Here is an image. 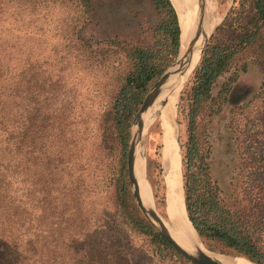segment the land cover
<instances>
[{"label":"rangeland","instance_id":"374dc122","mask_svg":"<svg viewBox=\"0 0 264 264\" xmlns=\"http://www.w3.org/2000/svg\"><path fill=\"white\" fill-rule=\"evenodd\" d=\"M93 1V17L78 34L79 39L76 36L72 44L93 46L98 54L95 59H105L103 71L93 72L71 66L69 60L61 61L60 52L49 55L48 51L61 48V40L45 34L48 32L45 24L38 23V28L44 27L45 32L43 28L36 37L28 33L23 37L26 45L23 123L29 126L34 107L30 90V63L35 60L38 109L41 111L49 106L52 125L54 128L59 126V131L51 130L53 137L49 145L39 144L36 153L38 164H43L45 156L49 155L54 167L51 184L40 181L35 196H31L32 154L28 147L25 149L22 200L24 216L29 220L27 226L35 223L39 227L44 249L47 245V231L52 229L54 245H57L53 250L58 257L64 252V244L70 236L83 240L92 239L99 233L107 236L105 248L110 245L119 255L138 259L139 264H187L176 257H167L163 263L160 262L156 244L151 237L133 229L120 205L119 172L125 165L131 203L144 217L133 196L127 164L131 131L138 113L131 122L126 151L113 119L112 107L120 80L128 69L125 52L121 47L149 44L162 17L150 0ZM213 1L221 21L210 40L226 18L244 25L253 13L251 0ZM232 32L227 25L216 36L227 39ZM31 44L36 45L35 54L28 51ZM261 61L264 59L254 46H248L237 56L229 71L217 80L212 92L216 97L223 85L237 75L238 80L234 83L228 102L219 114L205 111L200 124L204 143L211 149L212 177L218 182L225 202L240 210L243 216L254 213L251 203H255L258 192H262L264 198V71ZM194 71L182 89L177 104V141L181 152V168V144L186 139L188 113L186 90ZM49 84L51 88L47 89ZM162 137L160 122L157 121L150 126L144 146L149 154V185L154 192L155 206L165 222L166 184ZM262 204L263 209L258 218L264 222ZM261 234L264 244V231ZM84 244H88V241ZM205 247L217 255L238 257Z\"/></svg>","mask_w":264,"mask_h":264},{"label":"trees","instance_id":"16d2710c","mask_svg":"<svg viewBox=\"0 0 264 264\" xmlns=\"http://www.w3.org/2000/svg\"><path fill=\"white\" fill-rule=\"evenodd\" d=\"M162 17L154 29L153 40L146 45L122 46L128 69L120 80L113 104V119L120 133L124 151L127 150L130 127L134 116L153 84L171 66L180 50L181 29L176 9L171 0H150ZM253 13L244 25L226 18L216 29V35L229 26L231 37L214 35L206 46L202 60L190 80L187 94V128L182 147V171L185 205L188 217L204 244L211 250L243 257L255 264H264V244L261 232L264 222L259 220L263 209L262 192L251 203L254 213L243 216L230 207L211 174V149L206 146L200 131L205 111L219 114L228 102L237 75L223 85L216 97L213 89L217 80L227 73L237 56L248 46H254L264 59V0H251ZM93 0H0V264H139L138 259L124 257L105 246L103 234L83 240L70 236L62 255L55 256L54 234L47 231L46 249L41 244L40 229L29 224L22 200L25 149L32 154L31 196L40 181L50 185L53 161L46 155L43 164L36 156L39 144L49 145L52 139V112L49 106L38 109L37 66L30 63V90L34 104L29 126L22 120L24 94L23 37H36L38 23L45 24L44 32L61 40V48L48 54L61 53V61L71 66L103 71V61L96 60L93 46L72 44L77 40L94 13ZM36 45L28 48L35 54ZM49 57V56H48ZM33 60V59H32ZM264 71V61H261ZM94 77L98 78V75ZM51 88V84L47 89ZM49 99V98H47ZM40 142V143H39ZM126 166L119 172L120 205L133 229L145 234L157 246L159 261L176 257L183 263L196 264L177 252L156 228L140 215L131 203ZM47 185V186H48ZM46 186V185H45ZM35 207V205H33ZM59 226V225H58ZM60 229V227H58ZM97 233V232H95ZM88 241V244H84ZM94 247H93V245Z\"/></svg>","mask_w":264,"mask_h":264},{"label":"bare ground","instance_id":"6f19581e","mask_svg":"<svg viewBox=\"0 0 264 264\" xmlns=\"http://www.w3.org/2000/svg\"><path fill=\"white\" fill-rule=\"evenodd\" d=\"M181 29V50L185 52L191 40L197 39L199 49L193 59L182 63V70L160 85V94L146 110L131 134L134 150V170L144 205L157 212L156 200L148 180V162L144 141L149 128L160 122L162 137V161L166 184V215L163 223L172 237L190 254L200 251L223 264H254L242 257H227L209 251L191 223L185 205L180 147L177 141V104L179 95L200 61L202 49L213 29L221 21L213 0H171ZM181 133V132H180ZM179 151V152H178ZM149 157V156H148ZM149 161V160H148ZM159 213V212H158ZM160 214V213H159Z\"/></svg>","mask_w":264,"mask_h":264},{"label":"water","instance_id":"95a60500","mask_svg":"<svg viewBox=\"0 0 264 264\" xmlns=\"http://www.w3.org/2000/svg\"><path fill=\"white\" fill-rule=\"evenodd\" d=\"M216 28V27H215ZM213 29L212 33L208 37L203 49H202V54L200 61L202 59V56L204 54L205 48L215 30ZM180 42H181V36H180ZM199 42L197 39L191 40L190 44L188 45L187 49L185 52H182L181 50V45H180V50L179 53L174 61V63L168 67V69L162 74V76L155 82L149 93L147 94L135 120L134 124L132 127L133 128L139 124L141 115L148 110V108L156 101L158 98L159 94L161 93L160 91V85L168 81L173 75L178 73L179 71L182 70V63L188 59H193L196 51L199 49ZM198 62V65L200 63ZM197 65V66H198ZM196 66V67H197ZM196 69V68H195ZM132 134V131H131ZM127 164H128V173H129V181L130 185L132 188L133 196L135 198V201L137 203L138 208L144 215V217L157 229L159 233L162 234V236L170 243L172 246L182 255L187 257L191 262L196 263V264H223L216 258H212L208 256L207 254L203 252H196L195 254H190L187 252L178 242L172 237V235L169 233L167 230L166 226L163 223L161 215L153 208H147L142 200V197L140 195V190H139V184L138 180L135 175V170H134V150L132 148V143L130 139L129 143V149H128V158H127Z\"/></svg>","mask_w":264,"mask_h":264}]
</instances>
